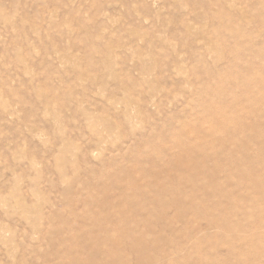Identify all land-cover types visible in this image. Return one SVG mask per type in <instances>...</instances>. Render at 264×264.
<instances>
[{
  "label": "rangeland",
  "instance_id": "374dc122",
  "mask_svg": "<svg viewBox=\"0 0 264 264\" xmlns=\"http://www.w3.org/2000/svg\"><path fill=\"white\" fill-rule=\"evenodd\" d=\"M259 2L264 0H0V264H64L58 251L81 253L85 264L96 249L103 250L100 264H135L125 243L140 246L142 236L174 242V232L185 224L181 216L189 218L198 203L191 188L186 191L187 183L208 181L184 164L190 160L186 155L170 157L171 142L186 130L181 123L205 128L212 123L203 122V106L214 98L197 93L198 81L204 86L207 77L201 68L216 62L213 73L237 78L247 68L254 73L250 85L264 76L258 74L264 66L257 57L264 55V5ZM236 28L243 36L234 40ZM210 43L219 46L217 53L207 50ZM234 47L242 57L237 68L231 59ZM108 59L111 66L105 67ZM211 83L206 85L219 87ZM239 85L222 87L243 91ZM262 96L264 88L255 87L248 99L225 104L224 113L255 108ZM221 117L208 119L219 125L218 140L224 143L215 139L206 150L220 147V166L226 168L239 163L231 149L246 138L230 131L228 136ZM252 120L243 123L264 141ZM253 147L248 143L247 151ZM145 155L167 162L136 165ZM195 158L212 168L210 159ZM167 187L178 189V199L164 194ZM137 188L156 190L161 217L154 233L134 223L147 217V210L132 217L129 202L115 204L120 193L131 203L137 200L132 197ZM97 199L106 203V213L95 205ZM85 204L102 229L85 221ZM147 220L155 222L156 216ZM114 224L128 232L110 231ZM109 242L123 248L106 250ZM156 245L146 251L149 262L171 259L172 247Z\"/></svg>",
  "mask_w": 264,
  "mask_h": 264
},
{
  "label": "bare ground",
  "instance_id": "6f19581e",
  "mask_svg": "<svg viewBox=\"0 0 264 264\" xmlns=\"http://www.w3.org/2000/svg\"><path fill=\"white\" fill-rule=\"evenodd\" d=\"M260 4L264 5L262 2H259V5ZM226 19L229 20V17H226ZM183 29H185V27H183ZM234 33L235 34L232 35L234 40L240 39L243 36L242 31L237 28L234 29ZM218 47L219 46L210 43L207 50L212 48L214 52L217 53L219 51ZM111 52L112 51L109 50L110 54ZM232 55L233 57H231V59H234V67L237 68L236 63H238V61L240 62L242 59V57L240 59L238 58L240 55L239 48L234 47L232 49ZM257 55V57L262 58L264 61V55ZM255 58L256 57L253 59L256 60ZM196 61L201 64L203 58L200 57ZM104 64L105 67H110V59L106 60ZM216 65V62L209 64L212 68H215ZM210 67L206 66V68H201L204 69L207 76L204 81V86L202 79L198 81V77L196 76L198 74L196 71H194V82L198 81L199 84L202 83L201 87L197 86L198 94L204 95L205 93H209L210 96L214 98L212 101L206 102L203 106V113L205 112L207 116L203 122L212 123L208 125L207 128L197 125L189 126V124L181 123L183 124V126H181L182 129L186 130L180 134L178 142H171V147L174 149V152L170 156L172 158L179 154L186 155L190 160H184V164L187 165V167H195L197 174L199 176H206L208 182L206 184L203 183V186L193 184L192 182L187 183L188 186L186 191L188 188H191V193L196 195L195 201L198 200V203H193L189 218L184 214L181 216L180 220L185 224L184 227L176 230L177 233L174 232L173 243L165 241L161 236L157 237L156 242L144 240L142 236V244H140V246H138V242L124 244L126 251L128 250V252L135 256V264H164L168 261L171 264H264V141L258 138V136L256 139L255 135L249 132L250 126L248 123H243L245 119L249 120V118H251L253 119L252 121H254V128L259 133H264V125L261 124V120L264 118V96L255 99V108L247 107L243 110L233 109V111L227 115L224 113L225 111L223 109L225 104H238L240 103L239 101L248 99L255 87L264 88V76L256 78L254 84L250 85L248 80L254 73H251L247 68L245 69L246 74H242L237 78L238 75L235 74V76H233L232 73L227 75L213 73ZM200 73H203V71ZM262 73H264V66H261V70L258 72V74ZM208 81L212 82L211 84H213V86L217 84L216 86L219 87L213 88L212 86H207L206 84H210ZM238 81L240 84L242 83V86H239L244 88L243 91L229 92L225 91V88L222 87L229 82L238 83ZM216 115L222 116V127L223 130L227 132L228 136H230L229 133L231 132L238 137L241 136V138H246L243 144L237 143L235 147L231 149L232 152L237 154L236 157L239 163H236V165L231 164L230 167L226 168H221L220 166V161L222 162L221 156L223 155L220 147H217L218 149L216 148L215 152L206 150L211 147L210 142L213 143L215 139L219 142L217 134L219 125L213 122L212 119H208L210 117L214 118ZM170 120L173 121L176 120V118L172 117ZM189 135H191L192 139ZM193 136L196 137L194 138ZM226 141L225 143L228 142ZM152 142H154L153 145L158 144V146H160L161 144L160 141ZM219 143L224 142L221 140ZM248 143H254L256 146L249 152L247 151ZM164 153H166V151L161 150V156L164 157ZM199 155L208 160L210 159L213 163L212 168L210 166L207 167L208 165L197 164L195 157ZM142 162H156L154 165L162 167L167 161L165 162L161 160L160 157L154 155H145V159L136 165H144V163L141 164ZM136 167L139 168L140 166ZM217 173L224 176L219 177L221 179L220 181L216 176ZM160 175L161 174H158L157 176V184L162 183V180L159 178ZM119 176L120 172L116 174V177L112 176V178H117ZM163 179L165 180L164 177ZM163 190H165L164 194L169 193L174 196L175 199H178V189L167 187ZM153 191L154 195L153 193L143 192L142 188H137V191H135L132 196L137 200H132V203L130 202L131 197L129 195L123 196L120 193L119 200L115 203L120 207L119 204L127 205L129 202L127 206L132 217H134L135 213L139 214V212H141V214H143L142 211L147 210L145 212L147 217L143 216L145 217L143 218L141 216L137 221L134 220V223H137V225L143 224V228L152 227L151 230H148L149 233H154L156 231V227H153V225H155L154 223L161 217L159 210L160 205L158 202L154 201V196L155 200L157 199V195L155 194L156 190L154 189ZM164 197L163 195L161 200H163ZM97 204H99L101 212L106 213V203L102 204L101 200H98L95 205ZM85 209V221L95 228L102 229L103 223H101L100 218L96 214L88 215L90 211L89 204H85ZM152 214L156 216V220L151 223L147 218ZM124 227L125 226L120 224H114L110 226L109 230L117 233H127L128 229L124 231ZM156 243L161 246L172 247L171 259L166 257L168 261L165 262L161 257L160 259H153V262H149L146 251L148 248L152 250L156 247ZM122 244L123 243L118 247V244L109 242V247L105 249L118 252ZM102 252V249H96L93 254L88 256L85 264H100L98 258ZM60 253L61 251H58V257L64 261V264H81V253L74 252L70 256L67 254L65 256L63 253V255H59ZM107 264L124 263H122L121 260H111Z\"/></svg>",
  "mask_w": 264,
  "mask_h": 264
}]
</instances>
